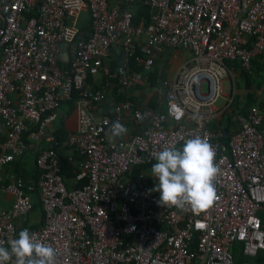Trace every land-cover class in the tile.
Instances as JSON below:
<instances>
[{
	"label": "built area",
	"instance_id": "2783aa9c",
	"mask_svg": "<svg viewBox=\"0 0 264 264\" xmlns=\"http://www.w3.org/2000/svg\"><path fill=\"white\" fill-rule=\"evenodd\" d=\"M140 6L148 18L134 22ZM174 48L188 57L164 89L165 111L137 104L131 90ZM258 59L264 0H0V244L27 228L57 264H264V104L235 112L226 136L211 128ZM74 93L69 127L61 103ZM116 121L128 132L111 137ZM194 136L216 151L218 199L200 212L161 205L148 168ZM56 146L82 185L66 184ZM29 150L36 182L12 172Z\"/></svg>",
	"mask_w": 264,
	"mask_h": 264
},
{
	"label": "clouds",
	"instance_id": "9594fccd",
	"mask_svg": "<svg viewBox=\"0 0 264 264\" xmlns=\"http://www.w3.org/2000/svg\"><path fill=\"white\" fill-rule=\"evenodd\" d=\"M127 132V127L116 121L111 137ZM215 157L216 151L206 136H194L186 139L181 148L170 146L158 152L151 168L158 181L153 189L159 192L158 203L177 208L190 206L193 212L209 208L218 199L214 180L220 168ZM8 245L0 244V264H57L56 249L27 228L19 232L18 238L10 239Z\"/></svg>",
	"mask_w": 264,
	"mask_h": 264
},
{
	"label": "crops",
	"instance_id": "0c3cea01",
	"mask_svg": "<svg viewBox=\"0 0 264 264\" xmlns=\"http://www.w3.org/2000/svg\"><path fill=\"white\" fill-rule=\"evenodd\" d=\"M117 47L118 46L114 47V54L116 58L120 57L121 55L120 49ZM172 51H173L172 49H167L162 54H159L156 57L155 64L152 70L155 69V71L157 72V81L159 85L158 88L153 89L151 87V82H150L149 75H148L146 81H144L139 87L131 90L130 96L131 98H133V100L137 104L150 106V107L155 106L154 108L165 110L166 104L162 99L164 89L173 80L178 67L180 66L181 62H183V60L185 59L184 57L177 58L178 50H176L173 53ZM166 58L170 59V62H172V66L165 69L166 65L164 62ZM157 63H158V68L156 69ZM254 76L255 78L252 77V84L249 87L245 85L242 77L240 75L238 76L241 79V88H239L238 90V97L236 98H238L239 100L234 103V107H233L234 110L236 109L237 106H240L241 102L243 101L244 96L246 95H252L253 97H256L257 99H260V100L264 98V86H263L264 83L262 81H259L258 79L260 76L264 77V61L263 60L258 59L254 63ZM98 82H99L98 78L90 79V84L93 86L98 85ZM97 113L98 114L108 113V110L105 108H99ZM232 120H233V123L231 122V124L234 125L235 121L234 119ZM74 121H75V114L72 112L68 115V117L64 121V124L69 125V127H73ZM223 128H226V127H223ZM3 131H4L3 125L0 120V132H3ZM27 158L29 159V161L26 163V167H31V165H33L32 159L34 158L31 154L28 155ZM72 183L73 181L70 180V184Z\"/></svg>",
	"mask_w": 264,
	"mask_h": 264
},
{
	"label": "trees",
	"instance_id": "16d2710c",
	"mask_svg": "<svg viewBox=\"0 0 264 264\" xmlns=\"http://www.w3.org/2000/svg\"><path fill=\"white\" fill-rule=\"evenodd\" d=\"M148 9L140 6L135 15H134V22H138L139 18L141 15L145 16V18H148ZM117 61V58L115 57V60L112 62V68H114L115 64ZM226 64L228 66L240 69L239 67V62L234 60V61H226ZM134 69H140V65H134L133 66ZM149 79L151 82V87L153 88L156 87L158 88V81H157V72L153 69L151 70L149 73ZM239 75L242 77L245 85L247 87H249L252 84V77L253 75H249L247 73H245L244 71H242L241 69L239 70ZM75 97H76V93H74L73 97L69 100H64L61 103V109H62V113L65 114H69L72 112L73 107H74V102H75ZM261 104H264V98L257 99L256 97H253L252 95H246L243 98V101L241 102L240 106H237L236 109L234 111H226V113L224 114V116L221 118L220 121H218L216 124H212L211 128L215 129L217 128L219 125H221L222 127H226L228 129L231 128V126L233 124H231V122L233 123V117H234V112H244L245 108L250 105L251 103H256L258 102ZM155 107V106H154ZM165 111V110H163ZM55 127H54V137L57 141L62 140L65 135H66V130L64 128L63 122L61 121V119L59 118V120L55 123ZM55 149L57 150L58 156H59V161H60V165H61V173L63 175V178L66 182L67 185H82L83 182H76V183H72L70 184V180L71 178L75 175V170L76 168H74V166H72L67 158V155L65 153V151L59 147H55ZM32 155L33 158H35V154L32 151H28L26 154H24L23 156H21L20 158H18L17 160L13 161L11 166H12V172H14L17 176L22 177L25 180H29V181H33L36 182L38 176H39V170L36 168L35 163H34V159L33 160V165H31V167H26V163L29 161V159L27 158L28 155ZM140 167H136L133 171V173L138 172ZM35 209H38L39 205L38 203L35 202L34 205Z\"/></svg>",
	"mask_w": 264,
	"mask_h": 264
},
{
	"label": "rangeland",
	"instance_id": "374dc122",
	"mask_svg": "<svg viewBox=\"0 0 264 264\" xmlns=\"http://www.w3.org/2000/svg\"><path fill=\"white\" fill-rule=\"evenodd\" d=\"M82 15H86V12H84V13H82ZM173 51H172V53L173 52H175L176 50H178V49H172ZM188 57V53H183V51H179L178 50V56H177V58H182V57H184L185 59ZM165 65H166V67H165V69L166 68H168V67H170V66H172V62H170V59H168V58H166L165 59ZM159 64H160V62H159ZM158 68V63H157V65H156V69ZM155 70V69H154ZM263 76H260L258 79H259V81H262L263 83H264V77L262 78ZM253 78H255V76H253ZM235 82H236V91H235V95H234V103L235 102H237L239 99L238 98H236V97H238V90H239V88H241V79L239 78V77H237L236 79H235ZM229 80H224L223 81V87H224V92L226 91V92H229ZM264 86V85H263ZM156 87H154L153 86V89H155ZM151 92V91H150ZM223 102H224V100L222 99V98H220L217 102H216V107H221L222 106V104H223ZM233 107H234V105H232L231 107H230V110L231 111H234V109H233ZM229 110V111H230ZM236 112V111H235ZM234 112V113H235ZM156 162V161H155ZM154 162V163H155ZM151 168H152V166L150 167V168H148V171H150L151 172ZM152 173V172H151ZM4 196V195H3Z\"/></svg>",
	"mask_w": 264,
	"mask_h": 264
},
{
	"label": "water",
	"instance_id": "95a60500",
	"mask_svg": "<svg viewBox=\"0 0 264 264\" xmlns=\"http://www.w3.org/2000/svg\"><path fill=\"white\" fill-rule=\"evenodd\" d=\"M227 133H228L227 128H223V129H222V135H223V136H226Z\"/></svg>",
	"mask_w": 264,
	"mask_h": 264
}]
</instances>
